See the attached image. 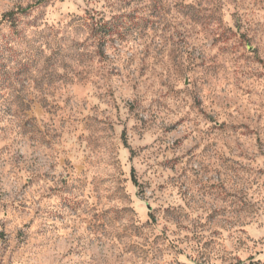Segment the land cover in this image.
<instances>
[{
	"label": "clouds",
	"instance_id": "9594fccd",
	"mask_svg": "<svg viewBox=\"0 0 264 264\" xmlns=\"http://www.w3.org/2000/svg\"><path fill=\"white\" fill-rule=\"evenodd\" d=\"M0 264H264V0H0Z\"/></svg>",
	"mask_w": 264,
	"mask_h": 264
}]
</instances>
